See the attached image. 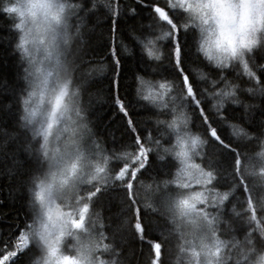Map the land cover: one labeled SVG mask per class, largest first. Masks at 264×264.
<instances>
[{"label":"snow or ice","instance_id":"1","mask_svg":"<svg viewBox=\"0 0 264 264\" xmlns=\"http://www.w3.org/2000/svg\"><path fill=\"white\" fill-rule=\"evenodd\" d=\"M69 7L78 10L70 14L85 36L89 18L101 10L110 21L104 55L114 73L113 115L123 132L110 149L89 126L76 88L60 78L67 57L49 51L47 20L28 27L19 8L0 7L22 69L21 87L0 110L15 106L23 148L33 161L22 173L23 187L29 194L33 184L37 189L35 202L27 195L32 208L23 225L0 234V264H39L34 257L41 250L45 264H264V116L249 128L256 105L242 98H264V45L215 75L210 69L211 79L200 73L198 80L188 60L195 32L186 0H79ZM123 16L149 21L147 30L132 34L149 69L135 76V99L151 105L155 131L142 126L120 92L122 57L131 54L117 43ZM41 47L43 58L36 55ZM84 55L81 63L89 65ZM103 67L88 66L73 82L79 87ZM225 97H233L242 113L229 116ZM44 162L47 181L39 175ZM150 171L157 176L146 183L141 177ZM73 173L65 185L64 177ZM60 190L74 195L58 203ZM108 196L121 207L115 226H105L96 211ZM65 236L76 239L78 258L57 257ZM129 238L139 247L126 251Z\"/></svg>","mask_w":264,"mask_h":264},{"label":"trees","instance_id":"2","mask_svg":"<svg viewBox=\"0 0 264 264\" xmlns=\"http://www.w3.org/2000/svg\"><path fill=\"white\" fill-rule=\"evenodd\" d=\"M122 3H131V0H122ZM101 14L96 18H89L88 31L86 32V43L84 60L91 62V65H104L103 69L94 72L88 79L87 91L85 93V106L87 119L90 122L89 126L93 131L107 142V147L112 148L113 137L117 140L123 132L122 124L118 116L113 115V107L110 102L111 80L113 71L110 67L108 57L104 55L105 51V28L110 21H105ZM148 20H132L127 16L121 17L120 31L117 34V43L129 48L130 53L122 57V68L120 72V92L121 95L132 101V108L135 117L142 121V126L145 128L155 127L151 123V105H144L147 102H136L135 99V76L149 71L146 67L147 57L144 56L137 44L134 34L139 35L144 31V26ZM8 20L0 18V105L7 103L12 99V93L18 91L22 85L20 75L22 69L18 59L19 53L14 52L12 48L11 35L8 28ZM143 25V28L141 27ZM93 26L94 30H93ZM110 42V37H109ZM192 46L189 48L188 60L191 69L195 72L198 68H204L209 71L203 60L193 51ZM215 75V71L212 72ZM234 73H230L232 77ZM248 102L254 103L256 107L251 110V119L248 122L249 128H254L257 122L264 116V98L255 97L248 98L246 95L242 97ZM208 102V101H207ZM225 109L229 116H234L242 113L240 105L231 103L225 104ZM15 106L10 112L0 110V234H7L11 228L16 225H23L25 214L29 212L27 205V195L23 187L22 173L30 168L33 164L31 157L23 148V135L20 133L16 118ZM195 130V129H193ZM229 130L225 126L222 130V135L227 137ZM118 147V144L115 145ZM166 146V145H165ZM11 171V175L9 172ZM157 173L150 171L142 176L141 179L145 182H150L155 179ZM99 212L102 222L105 226L112 225L118 222L120 218L121 207L118 198L108 196L99 202L96 208ZM151 219V217H150ZM139 245L128 239L126 251L128 248Z\"/></svg>","mask_w":264,"mask_h":264},{"label":"clouds","instance_id":"3","mask_svg":"<svg viewBox=\"0 0 264 264\" xmlns=\"http://www.w3.org/2000/svg\"><path fill=\"white\" fill-rule=\"evenodd\" d=\"M79 2V0H2L0 7H17L24 12V21L26 26H33L47 20L51 31L47 33L52 38V47L62 52L67 57L64 66L60 70V78L69 81V89L73 87L79 93L80 101L85 105L84 98L87 91L88 81L79 87L73 82L77 78H83L88 65L82 64L80 57L85 51L86 36L84 35V26L80 29L75 27V18L73 8L69 5ZM101 2V0H97ZM186 15L191 17V23L194 24L193 51L197 54L208 69L217 72L222 69L230 68L246 60L254 50L264 45V0H186ZM11 19L19 22L20 17L16 13L11 14ZM147 24L144 26L147 30ZM133 33L135 29L131 30ZM155 35V33H153ZM84 44L81 45V40ZM44 48L41 47L36 53L39 58L45 55ZM75 65V69H74ZM200 73H203L206 79H211L209 71L204 68H198L194 75L199 80ZM214 91V88L209 89ZM75 99V98H74ZM208 103L211 105L213 100L211 96L206 95ZM233 97H225V103H232ZM235 105V104H233ZM86 115V112H85ZM152 125L157 128L155 117L151 120ZM48 168L47 162L39 173L41 180L47 181L45 175ZM78 173L64 177L65 185L71 184ZM59 175V173H58ZM28 186H25L26 195H31L35 202V189L28 193ZM57 202H62L74 193L60 190L57 192ZM35 207L39 209L38 202ZM32 205H28L31 214ZM70 231V226H69ZM43 249V245H41ZM57 257L69 256L78 258L76 250V239L73 236H65L57 246ZM46 250L38 252L34 260L39 264H45L44 257ZM264 255V253H262ZM60 264H63L62 259Z\"/></svg>","mask_w":264,"mask_h":264}]
</instances>
